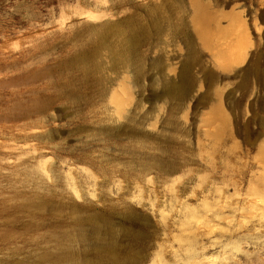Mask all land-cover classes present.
I'll return each instance as SVG.
<instances>
[{"label":"rangeland","instance_id":"1","mask_svg":"<svg viewBox=\"0 0 264 264\" xmlns=\"http://www.w3.org/2000/svg\"><path fill=\"white\" fill-rule=\"evenodd\" d=\"M262 176L264 0H0V264H264Z\"/></svg>","mask_w":264,"mask_h":264},{"label":"bare ground","instance_id":"2","mask_svg":"<svg viewBox=\"0 0 264 264\" xmlns=\"http://www.w3.org/2000/svg\"><path fill=\"white\" fill-rule=\"evenodd\" d=\"M201 18L203 19L204 18V15H201ZM122 35V34H121ZM123 36V35H122ZM132 36V35H131ZM106 38V37H105ZM120 39V38H119ZM103 41H105L104 39L102 40V42ZM125 42V41H124ZM126 42H127V40H126ZM106 42H104V44H105ZM114 43V42H113ZM136 40L134 39V40H132L131 42H130V45L129 44H127L129 47H127V45H126V47H127V49H125L124 51H118V49H116L115 51H114V54H115V56L116 57H118V59H120V60H123V61H127L128 62V59H130V61L129 62H131V58H134V50H137L136 49ZM107 44L109 45V43L107 42ZM102 45H103V43H102ZM118 44H116V46H117ZM121 45V44H120ZM105 46H106V44H105ZM109 46H111V45H109ZM115 46V45H114ZM122 46V45H121ZM125 46V45H124ZM115 48H117V47H115ZM123 48V47H122ZM111 49V48H110ZM97 51V50H96ZM112 51V50H111ZM136 52V51H135ZM138 52V51H137ZM113 54V55H114ZM135 54H137V53H135ZM97 55V54H96ZM112 55V57H114ZM138 55V54H137ZM83 56V55H82ZM85 57H86V55H85ZM93 59V58H92ZM115 59V58H114ZM79 60V59H78ZM81 60H82V58H81ZM88 60V59H87ZM90 61H91V59H90ZM78 62V61H77ZM83 62L85 63V61H84V57H83ZM92 62V61H91ZM117 62V61H116ZM82 63V62H81ZM89 63V62H88ZM87 63V64H88ZM135 64H136V68H137V70L140 72L141 71V68H142V64H141V61H140V59H137V60H135V62H134ZM98 64V63H97ZM95 65V64H94ZM134 65V64H133ZM84 66V65H83ZM135 66V65H134ZM86 67V66H85ZM89 66H87V68H88ZM86 68V69H87ZM94 68V67H93ZM98 68V67H97ZM90 70V69H89ZM88 70V71H89ZM92 71V70H91ZM85 72V71H84ZM138 74V73H137ZM140 74V73H139ZM168 85H170V87H171V84H168ZM174 86V85H173ZM169 88V87H168ZM170 90V89H169ZM183 91V90H182ZM182 91H179V88H173V90H172V92L176 95H178L179 93H183ZM172 93V94H173ZM175 95H171V96H175ZM181 95V94H180ZM179 95V96H180ZM34 108L37 110L38 109V111L40 110H43V111H45L46 109H48V107H47V104H46V102H44V101H37V102H35V105H34ZM101 129V128H100ZM103 130V129H102ZM111 130V129H110ZM85 133V132H84ZM258 180H260V182H258V183H260V185L263 187L262 188V190H263V193H264V177L262 176L260 179H258ZM250 202V201H249ZM253 202V201H252ZM238 210H241V209H238ZM249 211H252L250 208H249ZM80 217V216H79ZM82 217V216H81ZM249 217V216H248ZM91 218V217H90ZM107 218V217H106ZM92 219V218H91ZM94 219H96L95 217H94ZM108 219V218H107ZM100 220H102V219H100ZM100 220H99V223H101L100 222ZM94 221V220H93ZM97 221V220H96ZM107 221V220H106ZM81 225V224H80ZM106 225H108V224H106ZM110 225V224H109ZM101 226V225H100ZM84 227V226H83ZM82 227V228H83ZM92 227H94V226H92ZM106 227H108V226H106ZM94 228H96V227H94ZM100 228H102V227H100ZM111 228V227H110ZM97 229V228H96ZM95 229V230H96ZM109 229V228H108ZM84 230H85V228H84ZM101 230V229H100ZM97 231H99V230H97ZM107 231H109V230H107ZM82 233V235H83V231L81 232ZM86 236V235H85ZM101 237V236H100ZM99 238V237H98ZM68 241V240H67ZM69 242H71V241H69ZM68 242V243H69ZM112 242V241H111ZM73 243V242H72ZM72 243H70V245H71V248L68 250V251H71V249L72 250H74L72 247H74L73 245H72ZM105 243V242H104ZM113 244V243H112ZM111 243H106V247L110 250V252L112 253V256H113V261H114V263L115 264H125V263H127V259L126 258H124V257H122L120 254H117L116 252H115V250H114V247H113V245H112ZM70 245H69V247H70ZM102 245V244H101ZM104 247V246H103ZM102 247V248H103ZM115 247H116V245H115ZM64 250H65V254L64 253H61V254H64V256H62V257H64V259H66L65 261H72L71 263H73V264H91V263H89L88 261H80V260H78V261H80V262H78V261H75L74 259H76L77 257H75V254H74V252L72 251V252H67L66 250L68 249V245H67V248H66V246H64V248H63ZM64 250H62V251H64ZM204 250H205V248H204ZM108 251V250H107ZM45 254V253H44ZM46 254H48V253H46ZM203 254H205V253H203ZM203 254H200V253H193V255L192 256H190V257H187L186 258V261L184 262V264H202V262H201V260H200V258H201V255H203ZM110 255V254H109ZM108 256V255H107ZM58 257H59V255H58ZM62 257H59V258H61L62 259ZM204 257H206V256H204ZM208 257V256H207ZM106 258H109V257H106ZM48 259V258H47ZM63 259V260H64ZM81 259V258H80ZM103 259V258H102ZM101 259V260H102ZM111 259V258H110ZM204 259H207V258H203V260ZM52 260H54L53 261V263L56 261V263L58 262L59 263V261H57V260H60V259H57L56 260V258L55 259H52ZM77 260V259H76ZM89 260V259H88ZM107 260V259H106ZM208 260V259H207ZM60 261H62V260H60ZM63 262V263H67V264H71V263H68V262ZM109 261V260H108ZM93 262V261H92ZM207 262V261H206ZM205 262V263H206ZM52 263V264H53ZM132 263V262H131Z\"/></svg>","mask_w":264,"mask_h":264}]
</instances>
